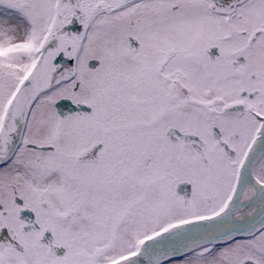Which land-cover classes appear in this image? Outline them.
<instances>
[{"label":"snow or ice","instance_id":"6c2138e0","mask_svg":"<svg viewBox=\"0 0 264 264\" xmlns=\"http://www.w3.org/2000/svg\"><path fill=\"white\" fill-rule=\"evenodd\" d=\"M0 264H264V0H0Z\"/></svg>","mask_w":264,"mask_h":264}]
</instances>
